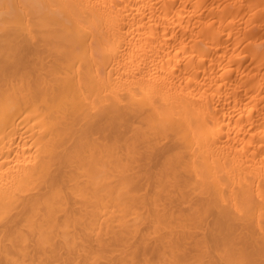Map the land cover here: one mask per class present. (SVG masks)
<instances>
[{
	"label": "bare ground",
	"instance_id": "1",
	"mask_svg": "<svg viewBox=\"0 0 264 264\" xmlns=\"http://www.w3.org/2000/svg\"><path fill=\"white\" fill-rule=\"evenodd\" d=\"M0 264H264V0H0Z\"/></svg>",
	"mask_w": 264,
	"mask_h": 264
}]
</instances>
